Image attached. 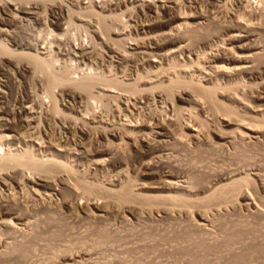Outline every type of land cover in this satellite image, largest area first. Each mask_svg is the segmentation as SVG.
Returning <instances> with one entry per match:
<instances>
[{"label": "rangeland", "instance_id": "374dc122", "mask_svg": "<svg viewBox=\"0 0 264 264\" xmlns=\"http://www.w3.org/2000/svg\"><path fill=\"white\" fill-rule=\"evenodd\" d=\"M28 1L25 0L24 1L25 4H24L22 3L23 0L21 1L19 0V2L16 3L14 1L11 2V0H6V1L0 0V15L6 17L8 16L7 18L0 16L1 17L0 22H3L5 24L6 22H4V20L6 19L5 21H7L6 24L8 25L7 26L6 24L4 25L3 23H0V29L4 27V29H6L10 33V36H8L9 34L8 32L2 36L0 35L1 36L0 41L1 42L3 41V44H7L6 47L8 46V48L14 49V51L15 49H18L19 52H17L16 50V53H19V55L20 53L23 54L24 52H26L24 53V55L22 56L20 55L21 57L24 56L23 58H20L18 54H15L16 55L15 58L14 57L15 55H13L15 53L14 51H13L14 53H12L13 56L9 55L11 56L9 58L6 57L8 56L7 54L6 56L0 55L1 57L5 56L2 58H7L6 60L3 59L2 61L4 62L3 63L4 66H2L1 65L2 62H0V66L2 68V69L0 68V157L3 156L8 157L9 153L23 154L27 151L33 155V158L37 162L39 161L48 162L50 159L51 160L53 159L54 161L55 159L58 158L59 162L63 163L64 166L66 164L71 169L73 168L74 169L73 171L75 172L74 173L70 172L71 176L69 175L67 176L69 172H67L68 169L65 166L66 167V168L64 167L65 171L62 169L59 170L60 168H58V170L56 169L58 173H56L57 172L56 170H55L56 172L53 171L54 175L52 174L53 173L52 172L51 177H50V173L47 172L49 174V177L47 178L46 176L48 175L45 172L46 170L38 171L29 166H28L29 168L27 166H24L26 167L24 168L22 165L16 166L17 164L15 162L12 163V166L10 165L9 168H6L7 170L3 169L5 171L0 169V219L2 220L8 219V221H12L11 222L12 227L14 226V229L13 228L9 229L4 226H0L1 227L0 250L1 252H7V251L15 252L17 251L18 248L22 247V245L26 246L27 243H29L28 247H26V252H24V254H26L25 255L26 258L24 257V255L23 257H21V255H19L18 257V254L16 253L17 254L16 256L14 254L10 256V258L7 261H5V263L3 262L0 264H50V263L52 264H229L228 262L230 261H232L235 264H264L263 263L264 254L260 256L254 255L252 257L253 261L250 258L251 262L249 260H248L249 262L244 260L241 261L242 259H240L242 258L241 254H243L244 251L246 252L248 249H250L252 245L253 246H256L257 244L263 245L264 243V202H262L264 201V136H260L258 137V139L246 138V137L244 139H241L242 137L240 138L238 136L239 137L238 138L237 136H234L231 139L227 140V142L220 141V139L218 138V133L224 131V129L233 130L239 127V125H236L235 123L238 122L236 117L235 116H234L235 118L232 117L235 114V112H233L234 114L231 115L232 113L229 114L228 111L226 110V109H230L232 106H234V109H236L235 111H237L238 113V115H236L238 116L237 118L241 120L239 121L240 123L238 122L239 124L244 125L245 123H249V124L253 123L255 126L257 125V128L258 127L261 128L260 126L262 125L260 124V122L257 123V121L260 120H262L261 122L264 121V118L262 117L263 115L261 116V112L264 111V56L263 57L261 56L263 60L259 58V60L261 61L260 62L257 61L258 65L256 64L257 66L256 65L255 66L258 69V72H256L254 75H246L242 79L239 78L238 79L239 81H236L237 79L234 80L233 82L232 81L227 82V80H223V81L219 80L217 84L215 82L213 84H210L214 88L220 85L221 88L224 89L223 90L219 88L221 91L223 90L225 92L223 93L220 91L222 96L220 94L219 96L221 97L216 95L217 94L216 89L214 90L215 95L219 98V100L223 102L226 100V102L224 103L231 104L230 108H226L223 110L215 107L217 111L216 112L214 106H212L213 104L212 105L209 104L210 106L207 103L205 104V101L208 102V100H205V98L207 99V97L202 96V93H200L201 97H204L203 100L205 101H203L202 98H200L199 100H202L204 106L202 105L201 101L200 103H198L199 100H197L198 105H196L197 104L196 102H187L182 99L185 96L184 89L187 88V87L185 88L184 86L178 87V88H182L179 90L176 88L177 90L175 89L176 91H174L176 94H174V92L168 94L163 90V88L162 89L160 88L161 90L160 89L159 91L155 90L154 93L161 92L163 90L164 91L162 92L164 93L163 97L160 98L156 95L154 99H151L153 96H155V94L153 93V95L151 94V98L149 100L148 99L144 100L143 98L144 94H141L142 93L141 91H143L142 89L140 91L141 93L140 92L139 93L141 94L143 99L140 98L141 96L140 94L138 95V93L137 96H135L136 93L134 94L131 88H133L135 85L137 86L142 85L143 89L145 90L143 92L152 93L150 92V88L148 87L160 83L162 84L163 81L165 82L163 86H167L166 84L167 83L169 84L172 78L180 79L179 75L181 76V78L184 77V79H189L190 83L192 81L193 86H195L198 82V85L202 84L201 86H203V84L204 85L206 84L207 85L206 88L209 89L210 85L207 84L205 82L206 80L204 79L207 77L206 75L208 74L209 76L211 72L208 71L209 72L208 73L206 71L210 69L208 62L206 63V59L208 58L207 57L208 53L211 50L208 47L210 46L211 48L215 45L214 48H216L218 47V45L224 44V42L226 43L225 41L226 36L223 33H221V35L219 36L220 39L216 38L215 36L210 40V42H208L209 44L207 43L205 44V42H202V40L201 42L199 41V39L197 41L195 36L189 32L191 37L188 36L190 38H188L187 40L188 42H190V46L193 44L190 47L191 51L195 49L193 52H195L198 55H195L193 52H191L193 53V54L190 53L191 54L190 56L192 57L191 58L188 53H187L188 55L186 53L184 54V56L186 55V57L182 56L183 54L182 55L178 54V56L179 55L180 56L178 58L174 57V59H173L174 55L173 56L169 55L167 57L171 58L172 56V58L171 59L168 58L167 59L168 61L167 60L164 61L167 58L165 57L162 59L163 61L161 60L159 63L153 65V63L150 64L151 63L150 60L142 56L140 52L135 54V55L139 54L137 58L133 54V51L135 53L138 52L136 50L137 47L138 50L142 49L143 51H146L147 49L151 50L152 48H156L157 45H153L151 43H150L152 45L151 47L149 45H147L148 46L147 48L145 47L144 44L146 42L147 35L149 37L150 36L152 37L151 34H153V32H154L153 35H156L165 30L170 31L174 29L173 26L177 25V24L174 25L171 24L172 26L170 27V24L168 22L170 15L165 14V12H163L161 9L157 10V12L154 14L149 10L140 11L138 10L133 0H59V1L33 0V3L32 0H30L29 3ZM153 1L155 2L156 0ZM205 1H207L208 3ZM213 1L216 0H204L202 4L195 3L197 6L194 3L193 4L189 3L190 4V5L188 4L189 6L185 5V3L187 4L188 2L186 1L184 3L183 0L182 1L178 0L177 2L178 3L180 2L178 4V9L180 10L182 8V10L180 11L183 13V15L185 13V16L186 13L188 17H192L197 15V13L199 14V12L201 13L205 12L206 14L204 15H207L208 18L209 16L211 17L215 15L216 19L219 17L220 20H223L224 22L226 19L224 20L223 17L227 18V20L231 19L230 17H232L231 20L234 19L236 20L237 14L238 16L241 14L240 13L241 8L243 11L244 10L243 8H245V6H247L248 3V5H250V8L249 9L246 8L247 11L245 10L246 11L245 16H249L246 17V19H249L250 16H252V18L250 20H247L249 22L244 21L246 20L245 18L242 19L240 18V20L239 18H237L238 20L236 21L238 22L241 21V23L243 21V25H245L246 23L244 22L250 24V21L252 20V22L254 21L253 25L255 24V22H256L255 25L257 24L259 25V22L257 23V21L258 20L260 21V19L263 18V25H264V3H262L264 1L261 2V0H251V1L244 0V2L246 1L244 3L242 2L243 0L242 1L234 0L233 2H231L232 1L231 0L229 1L230 2L229 3L228 0L226 1L221 0L223 5L224 2L229 3L230 6L228 5V7L231 8L230 9L231 11L234 9L235 6L236 9H234L232 12L233 13L236 12L234 13L236 14V17H234V14L228 11L229 8L227 7V4H225V6L222 7L220 1L219 7H217L218 5H216L215 3L218 4V0L217 2H213ZM235 1L236 3L237 2L238 3L237 4L234 3ZM6 2H8V5ZM20 2L23 5H21ZM241 2L244 5L243 4L241 5ZM233 3L234 5H232ZM252 3L255 4L252 6L253 7L256 6V7L251 9ZM180 4H182V6H179ZM28 5L29 6L35 5L39 7L36 9L38 11V13L36 12V14H38L37 16L35 15V12H34L35 16L33 14L32 16L31 15L28 16L26 14L24 15V13L22 12L23 11L22 7ZM102 5L104 7H102ZM200 5L201 6L203 5V7L199 9V12H197L198 8L201 7ZM213 5L218 9L216 8L214 9ZM240 5L242 7H240ZM60 6L64 10L61 9ZM210 6L213 8L212 9L213 12ZM257 6H259L258 8L260 9V12ZM127 7L129 9H127ZM206 8H208V11L210 13L207 11ZM225 8L228 13L224 11ZM178 9L177 11H179ZM250 9L251 11L254 9L252 12L253 13L255 12V15L251 13ZM62 10L66 12L64 13ZM214 10H219V11H216L215 14H213ZM10 11L12 12V14ZM132 11H136V12H132ZM180 11L178 12V14L180 13ZM220 11H223V13L221 14ZM62 12L64 14H62ZM126 12H129V14L127 15ZM217 12L218 13L220 12V14L223 15L222 17L223 19H221L220 14L216 15ZM224 12L227 13V16L229 18L224 16ZM150 13H152V15ZM157 13L159 19H156L158 17ZM182 13L181 16H183ZM244 13L245 12H243L242 15H244ZM257 14L259 15L258 17ZM63 15H66L65 16L66 18ZM160 15L163 19H160L161 18ZM102 16L105 17L104 19L105 21L101 20L103 19ZM12 17L13 18L16 17V18L13 20L11 24ZM59 17L63 19L61 20ZM239 17H241V15ZM212 18L214 17H211V19ZM152 19H154V21L156 20L155 21L156 23ZM164 19L166 20L168 19L167 22L165 20V22L163 23L162 21H164ZM102 22H104V24ZM261 23L262 22H260V24ZM149 24L150 26H148ZM166 24H168L167 25L168 27L166 26L163 29L164 25ZM102 26L106 27L104 28V30L106 29L107 31L109 27V31L108 32L102 31L103 30ZM184 29L185 28H183L180 31V33L182 34V32H184L183 34L186 35L188 31H184ZM148 30H150L152 33L150 32L151 33L150 34ZM173 33H177V32L174 31ZM6 35L7 37H5ZM144 37H145V41L143 39L140 42H138L139 39H142ZM149 37L147 38L148 39L147 44H149L150 42ZM257 39L258 36L255 38L254 42L259 43L264 47V41H262L261 39H258L259 40L258 41ZM23 41H25V44H22ZM134 41L136 43L138 42V46L134 45L135 43ZM143 41L144 44L142 43ZM191 41H193L192 44ZM194 41L197 43H195ZM211 41L212 43H214V45L211 43ZM26 42L28 44L30 43L31 46L29 44L28 47V44ZM160 43H162V41ZM139 44H142L143 46L142 45L140 46ZM83 46H84V50L82 48ZM87 52L89 54L85 55V53ZM122 52L123 53L125 52L127 55L128 54L131 55L132 53V55H134L137 60L134 58L133 59L134 62H133V60L131 59L133 58L132 56L128 57L127 61H126L127 59L126 57L125 60H123L124 56L120 57V55L122 54H119ZM27 53L28 55L33 53L36 54V56L38 54L39 57L49 62L48 65L51 63L49 66H52L51 71L53 73L54 72H56L57 74L59 73L58 75L61 74L60 75L61 77L62 75H64L63 76L64 79L68 77L66 78L67 80H65L66 83H69L71 79H73L74 83L76 82V80L78 81V79L80 81H86V79H89L88 76H90L91 80L94 81L96 85V87L95 86L94 87L95 88L98 87V88L94 89L93 87L94 90L92 89L91 92V94L93 93L91 95L92 97L87 96L90 94L81 93L86 97L82 95L83 99L75 100L74 98L72 99V97H70L68 94L64 95L66 92L63 91L66 89L67 90L71 89V88H67L69 85L73 83L71 80L70 84H66L67 87L65 86H63L62 88L55 87L54 89L56 90L55 91L52 90L53 95L55 94L53 96L52 92H49V89L47 88L48 81H46L47 79H45L44 75H42L41 73H37V75L41 74L42 76H44L43 78L45 80L42 78L41 75L38 76L33 75L34 76V80H33L32 79L33 76H31L32 77L31 79L29 77L32 73L30 74L27 73L28 75L26 74L25 77L23 71L19 72L17 67L20 66V64L22 67L29 63L32 68H35L32 57L29 55L30 59L27 58L26 55ZM263 53L264 51L262 52V54ZM87 55L88 56L90 55L91 57L90 56L87 57ZM139 56L141 59L139 58ZM17 57L20 58L18 59V61L19 60L21 61V63H19L20 61L17 62L19 63V65H17V63L14 64L17 61ZM10 58H12L15 61H13ZM138 60L140 62H138ZM5 62L8 65H5ZM25 62L27 63L25 64ZM12 63L14 64V66ZM173 64L174 67L175 66L179 67V69L176 67L174 68ZM53 66L56 69H54ZM172 67H173L172 70L176 69V73L174 71L170 72L169 73L170 77L172 75V77L170 78L167 76H169L168 72ZM158 69H161L162 71L167 70L168 72L167 71L162 72L161 70L157 71ZM46 70L50 71V69L48 68ZM201 70L205 72L206 77L204 76V73ZM173 72L177 74L175 75V77L173 76ZM156 74H158L160 77L162 76L161 79L159 76H155ZM201 74L204 76V78L203 76H200ZM85 76L87 78L84 79ZM100 76L102 78L105 77L108 78L107 83H109L112 86V88L111 86H109V84H106L107 86L103 84L104 80L107 81L106 78L100 79L102 83L98 81L99 80L98 78H101ZM36 77L38 80L40 79L39 80L40 82L35 80ZM69 77L72 78L69 79ZM141 77L143 80L144 78H146V80L144 81L145 83L148 80L150 82H147L146 84H144V82L143 83L140 82V84H137V82L143 81L142 79L140 80ZM41 78L46 83H42ZM184 79H180L183 81L180 80L179 81L184 84H188L189 80H184ZM201 79L204 81H202ZM193 80L196 82L195 85L193 84L194 82ZM114 82L115 84L116 83L117 84L116 86L114 85L113 87L112 84H114ZM133 82L135 85L133 84ZM150 83H152L151 86H149ZM121 85L122 86L126 85V86L125 88H123L124 86L122 87ZM198 85L194 87V90H197V92L195 91L196 94H199V90L205 88L204 86L203 87L200 86L201 88H199ZM214 85L217 86L215 87ZM29 86H32L33 88L29 89L30 88ZM139 86L138 89L142 88V86L140 87ZM230 87H232L234 90L231 89ZM110 88L112 92L110 91ZM151 90L154 91L152 87ZM225 90H227V93L228 91L233 90L235 93L232 94L238 96L243 101V104L242 101L239 102V100H237L236 102L235 101L230 102V100H228V96L230 93L226 94ZM33 92L35 93V95L31 94ZM195 92L193 91L194 94ZM27 93L28 95L30 94V97L27 95ZM170 95L171 96L174 95V96L171 97ZM198 96L195 95V98L196 99L199 98ZM164 98L166 99V101ZM167 98L169 99L167 100ZM31 99H34L33 101L35 102H33ZM26 100L29 101V103H31L28 105H30V107H33L31 108L33 112L29 116L30 118L29 117L27 118L28 119L26 120L27 123L26 121L25 123L24 121H21L22 122L21 123L19 118L16 116V113L20 110V107L23 105V103L27 102ZM244 103L247 105L245 106ZM171 104H173V106ZM226 107L229 106L226 104ZM56 108L59 109L57 113L55 112ZM224 115H227V117L230 115L229 117L231 118L228 117L229 118L228 120L233 119V123L235 126L233 124H231V126L229 125L230 127L226 126L225 123L222 122L226 118ZM15 116L17 117V119ZM168 116H172L173 118ZM216 116L219 118H217ZM31 118L33 119L32 121ZM167 118H168V122L172 121V123L174 122L175 124L172 125L171 123H169L168 126L165 125L166 123H168L167 121H165L167 120ZM29 120L32 123L30 122L29 124ZM72 120H73L72 122L73 125L69 124V122L71 123ZM83 121L86 122L88 126L89 124L90 126L92 125L91 128H93V130L89 126V129L91 131L89 129L88 130L86 129V131L83 133L82 130L88 128V126H86L87 124L84 123ZM192 122L194 127H197V129L198 128L200 129L201 126H203L202 130L200 129V131L202 132L200 133L199 131L198 137L200 136V138L197 137L196 139H193L191 136L190 138L188 137L189 136L188 134L190 133V129L194 128L192 127L193 125H191ZM196 122L198 123V125ZM84 124L86 125L83 126ZM195 124L197 126H195ZM262 124H264V122ZM159 125L161 127L162 125L166 126L163 128L170 129L169 131L168 129H166L167 133L166 131L164 132V134L166 135L162 134L163 136H160V133L162 131L160 130L161 127ZM94 126L97 128L95 129ZM188 127L191 128L188 129ZM135 128L137 129L135 130ZM129 130L133 132L131 133L129 132ZM241 130H243V128H241ZM112 131L114 132L111 133ZM107 132H110L111 134L108 133L109 135L107 134V138H106L105 134ZM130 133L131 136L133 138L135 137L136 139L135 138L133 139L131 136H129ZM133 133L134 135H137L139 137L133 136ZM143 133L147 134V136L150 139L146 135L144 136ZM113 134L115 135V137L113 136ZM126 134L127 136H129L128 138ZM139 134L142 136V139L143 137L145 138L143 140L147 141V139H149L148 140L149 142L143 143L142 142L143 140L141 139V136ZM82 135L84 136L87 135V136L84 137ZM154 140L155 143L154 145H152L151 141L153 143ZM157 140L158 143H156ZM159 140H161V142L163 140L162 144L163 143L164 144L161 145L160 144L161 142ZM108 145L111 146V148H109ZM156 145L158 147H155ZM144 146L145 149H147L146 152ZM103 147L107 149L109 148V150L111 152L113 151L114 153H111L109 157L103 156V153L102 152L100 153V150ZM152 150L155 151L153 152ZM159 156H163L164 158L166 157L165 160L166 161L169 160L168 162L170 163L166 162L165 160L162 161L161 159L164 158ZM237 156L239 157L237 158ZM104 159H108V160L103 162ZM58 160L56 161L58 162ZM98 160H101V164L97 165L95 162ZM157 160L161 162V164L160 163L157 164L158 162ZM153 161L154 163H152ZM167 166L169 168H166ZM170 166L171 167L173 166V168H171ZM171 172L172 173L174 172L173 175L175 174L176 176L177 173L179 172L178 179H179V184L181 186L180 189H176V190L165 189L158 185L159 182H161L162 180L168 177L167 175L169 174L171 175L172 174ZM52 176H54L55 179ZM42 178L43 180L47 179L51 181L53 179L54 181L53 183L59 186V187L56 186L57 190L59 191L61 190L59 184L61 183L67 184V182L69 183L71 182L72 186L73 184L78 185L80 183L85 186H88V189L93 187L91 191L92 190H93L92 192L95 191L94 192L95 194L92 193L91 191H90L91 194L84 193V189L86 188L80 187L82 188L81 190L83 192L80 189H76V191L78 190L77 192L74 190V192H71L67 195L68 197L72 196L71 199L73 200L70 199L71 200L70 201L69 199H67L68 197L66 198L61 193V191H60L61 194L58 193L59 191H56L58 194L55 191L49 192L42 185L43 184L41 180ZM60 178L62 180H60ZM76 180L77 183L79 182L78 184H76ZM237 180H241L242 183L241 181L237 182ZM233 181L237 182L238 185L237 189L233 187L234 185ZM231 182H233L232 187L235 189V191H233L234 189L230 187L233 190L231 191L229 189V191H231V194L232 192H234V194L231 195L232 197L228 194L226 198L230 196L232 199L229 197L231 200L229 199L230 200L229 201L227 199L228 201L225 203L223 201V198L222 201L219 198H217L218 196L217 194H219L217 192L219 191L218 190L219 187H221L222 185L223 186L225 185L224 188L227 192L228 189H226V184L228 183L229 185ZM181 184L182 185L185 184L183 185L184 187ZM124 185L126 187L128 185V187L131 188L130 189L131 191L134 189L133 195L134 198L136 199L135 202H133L134 200H132L129 201L130 203L128 204L127 201H122V200L121 202L119 201L118 199L119 197L117 196V191L124 188ZM95 187L96 188L102 187L103 189L102 188L96 189ZM188 187L189 189L193 190L194 194L191 193L192 191L187 192ZM221 188L220 190L222 192L223 188L222 189ZM125 189L127 190V188ZM224 191L222 192L221 195H224L223 194ZM118 192L120 193V191ZM73 193L75 196L72 195ZM135 193L136 195L141 194L140 195L141 200H139L138 198L140 196L138 195H137L138 197L135 196ZM183 193L187 195L190 193L193 194V197H195L194 199H197L195 200V202L198 201L199 204L201 203L200 206L197 204V202L196 204L199 207L197 206L195 208L194 207L195 204L194 205L192 204L195 210L193 209L192 206H190L192 207L191 208L192 213H190V211L187 210L188 208L186 210H184L185 208L180 209L178 207L179 204L177 205L174 204L175 202L173 203L171 202L172 203L171 207L173 206V204L175 206L171 208L172 211L171 210L168 211L170 214L166 211L165 212L163 211L165 210L163 208L166 202V199H164L163 197L164 194L165 196H169V195L171 196V194L173 195L178 194L177 197H181V196L183 197L184 196ZM106 194L109 197H107ZM154 194L156 195L158 194L157 196L161 194L163 199L162 200L160 199V203L162 201H165L164 204L162 203H161L162 205L160 204L162 208L159 205V203H157L158 205L152 203V201H155V199H152L154 197L148 198V196L150 195L154 196ZM144 195L146 196L148 195L147 198L152 200V201L149 200L150 204L146 202L147 198L144 197ZM207 195H209V197ZM213 195H215V197ZM234 195L236 196V198ZM244 195H250L249 198L252 197L251 201L253 199L254 203L253 202L252 203L255 205H251V206L244 205L246 204L243 198ZM211 196L213 198H211ZM221 197L222 196H220V198ZM50 198L51 200L53 199L55 203L51 201ZM116 198L118 199L119 202L116 201L117 200ZM145 198L146 200H144ZM12 199L13 202H15L16 204L15 203L12 204L13 203ZM66 199L68 200V203ZM157 199H159V197ZM105 200H107V202ZM48 201H51L50 203L52 204L49 205V207L48 205L46 207L45 206L46 204H50ZM170 201L171 200H169V202ZM202 201H205V203ZM69 202L73 207L70 205L68 207L65 206L66 204H69ZM108 202L110 203L109 205H112L111 207L108 206ZM9 203L10 205L12 204L13 206H10ZM7 204L9 205V208L6 207L8 206ZM73 204L75 205V207ZM76 204L77 205L79 204L80 206H76ZM98 204L104 207L108 206L109 210L106 209V212L104 211L101 213V214L104 213L105 215L103 214L102 217H98L96 219L95 217H97L98 214L96 206H98ZM2 205H6L5 208ZM85 205L87 206L89 205V207L86 209L87 206ZM167 205L170 206L169 203ZM169 206L167 207L168 209ZM89 209L91 210V213L89 212L90 211ZM176 210L179 211L177 212ZM182 210H184L183 211L184 213H182ZM200 210L202 211V213L204 212L203 214L201 213L202 215L199 214ZM185 211L188 212V215L186 214L187 212ZM88 212L91 214L92 217ZM92 214L96 216L93 217ZM18 218H22L24 220L23 223L19 222L17 220ZM243 220L246 223H244ZM237 229L238 230L242 229V231L246 233H244L243 238L241 237V239L239 238L238 240L234 239L233 242L231 240V237L233 236L231 233L232 231L234 233V231L235 230L237 231ZM228 241H231V243ZM53 243L55 244V246ZM248 246L249 248H247ZM209 255L211 257H209ZM225 261L228 262L225 263Z\"/></svg>", "mask_w": 264, "mask_h": 264}, {"label": "bare ground", "instance_id": "6f19581e", "mask_svg": "<svg viewBox=\"0 0 264 264\" xmlns=\"http://www.w3.org/2000/svg\"><path fill=\"white\" fill-rule=\"evenodd\" d=\"M6 1V0H5ZM19 2V0L17 1V0H11V2ZM21 1V0H20ZM24 1L25 0H23V2L22 3H24ZM28 1V0H27ZM30 1V0H29ZM29 1H28V3H29ZM35 1V0H34ZM59 1V0H58ZM151 1H153V0H151ZM151 1H149V0H133V2H135V4H136V6H137V8H138V10H140V11H143V10H149L150 12H153V14L154 13H156L157 12V10H159V9H161L163 12H165V14H167V15H170V17H169V20H168V22H169V24H170V27L172 26L171 24H177L176 26H173L174 27V29L173 28H171V29H173L174 31H176L177 33H173L174 31L173 30H170V31H167V30H165V31H162V32H160L159 34H156V35H153L154 34V32H153V34H151L152 32L150 31V30H148L149 31V33L152 35V37L150 36H148L147 34V37H146V42H145V44H144V41H145V37L144 38H142V39H139L138 40V42H140L141 40H143L144 39V41L142 42L144 45H145V47L147 48L148 46L147 45H149L150 47L152 46L151 44H153V45H157V47L156 48H152L151 50H146V51H143L142 49V52H141V50H138L137 48H136V50L138 51V52H134L133 51V54L135 55V54H137V53H141V55L142 56H144V57H146L147 59H149L150 60V64H152L153 63V65L154 64H157V63H159L163 58H165V57H167V56H169V55H174L173 56V59H174V57L176 58H178L179 56H178V54H183L182 56H184V54L186 53H188L189 54V56L191 55V54H195V55H198V54H196L195 52H193V51H191V46L193 45L192 44V42L193 41H191V46H190V42H188V38H190L191 37V35H190V33L191 34H193L194 36H195V38L197 39V41H198V39H199V41L201 42V40H202V42H205V44L207 43V44H209L208 42H210V40L213 38V37H215L216 36V38H219L220 39V35H221V33H223L225 36H226V39H225V41H226V43L224 42V44H221V45H223V46H221V45H218V47H216V48H214L215 47V45H214V43H212V41H211V43L214 45L213 47H211L210 48V46L208 47L209 49H211L210 51H209V53H208V58L206 59V63L208 62V65L210 66V69L209 70H206L207 72L208 71H211L210 72V74H209V76H208V74L205 76V72H203L202 70V72L204 73V76L206 77V78H204V76L201 74L200 76H203V78L206 80L205 82L207 83V84H213L214 82L217 84L218 83V81L219 80H221V81H223V80H227V82L228 81H234V80H236V81H239L238 79L240 78V79H242L244 76H246V75H254L256 72H258V69L256 68V66L258 65V62H260L261 60H263V56H264V53L262 54V52L264 51V47L262 46V45H260L259 43H256V42H254L255 41V38L258 36V39H261L262 41H264V25H263V18H261L260 19V21L258 20L257 21V23L259 22V25L257 24V25H255L256 24V22H255V24L253 25V22H252V20L250 21V24H248L247 22H249V21H247V20H250L251 18H252V16H250V18L249 19H246V17H249V16H245V14H246V8L247 9H249L250 8V5H248V3H247V6H249V7H247V6H245V8H243L244 10L242 11V8H241V17H239L238 16V14H237V18H239V20H240V18L242 19V18H245L246 20H244V21H247V22H244V23H246V24H248V25H243V21H242V23H241V21H236V20H238L237 18H236V20L234 19V20H231L232 19V17H230L231 19H229V20H227V18H225V17H223V15H221L222 13H223V11H220L221 12V14H220V12L218 13L217 12V14L216 15H219L220 14V17H221V19H223L224 18V20H225V22L223 21V20H220V18L218 19H216L215 18V15L214 16H211V17H214V18H212L211 19V17L209 16V18H208V16L207 15H204V14H206L205 12L204 13H201V12H199V9H201L202 7H203V5L200 7V8H198V11L197 12H199V14L197 13V15H195V16H192V17H188L187 16V13H186V16H185V13H184V15H183V13L180 11V10H182V8L179 10L178 9V4L180 3H178L177 1L178 0H160V1H158V0H156L155 2L153 1V2H151ZM182 1V0H181ZM184 1V3L187 1L188 3L186 4L185 3V5H188L189 3H196V4H202L203 2H204V0H183ZM221 0H218V4L217 3H215L216 5H218L217 7H219V4L221 3L222 4V1L220 2ZM226 1V0H225ZM229 1H231V0H228V2ZM234 0H232L231 2H233ZM239 1V0H238ZM240 1H242V0H240ZM247 1V0H246ZM245 1V2H246ZM251 1V0H250ZM249 1V2H250ZM262 1H264V0H261V2ZM80 2V1H79ZM94 2V1H93ZM205 2H207V1H205ZM209 2H211V1H209ZM213 2H217V0L216 1H213ZM220 2V3H219ZM242 2H244V0L242 1ZM241 2V5L243 4ZM244 2V3H245ZM253 2V1H252ZM7 3V5H8V2H6ZM27 3V4H28ZM32 3H33V0H32ZM36 3H37V1H36ZM36 3H34V4H36ZM126 3V2H125ZM182 3V2H181ZM208 3V2H207ZM230 3V2H229ZM229 3H227V2H224V5L222 4V7H224L225 6V4H227V7H228V5H229ZM234 3H236V1L234 2ZM234 3L232 4V5H234ZM238 3V2H237ZM236 3V4H237ZM254 3V2H253ZM251 4V9L252 8H254V7H256V6H252V5H255V4ZM262 3H264V2H262ZM11 4H14V3H11ZM18 4V3H17ZM20 4H21V2H20ZM25 4V3H24ZM132 4H134V3H132ZM191 4V5H192ZM195 4V5H196ZM210 4V3H209ZM214 4V3H213ZM214 4V5H215ZM6 5V4H5ZM21 5H23V4H21ZM101 5V4H100ZM99 5V6H100ZM104 5V4H103ZM102 5V7H104ZM127 5V4H126ZM125 5V6H126ZM190 5V4H189ZM188 5V6H189ZM214 5H213V7H214ZM215 5V6H216ZM240 5V7H242ZM244 5V4H243ZM3 6V5H2ZM12 6V5H11ZM64 6V5H63ZM179 6H182V4H180ZM187 6V7H188ZM194 6V5H193ZM197 6V5H196ZM195 6V7H196ZM207 6V5H206ZM211 6H212V3H211ZM210 6V7H211ZM230 6V5H229ZM260 6V5H259ZM259 6H257V8L259 7ZM8 7V6H7ZM18 7V6H17ZM42 7V6H41ZM101 7V6H100ZM194 7V8H195ZM221 7V6H220ZM226 7V8H227ZM240 7H238V8H240ZM244 7V6H243ZM37 8H39V7H37V6H23L22 7V12L24 13V15L26 14V15H28V16H32V14L34 15V12H35V15L37 16L38 14H36V12L38 13V11L36 10ZM59 8V7H58ZM60 8H61V6H60ZM94 8V7H93ZM191 8H192V6H191ZM216 7H214V9H215ZM226 8H225V10L224 11H226ZM229 8V10L228 11H230L232 14H234V13H236V12H232L234 9H236L235 8V6H234V9L231 11L230 9V7H228ZM3 9H4V7H3ZM42 9V8H41ZM61 9H63V8H61ZM60 9V10H61ZM89 9V8H88ZM105 9V8H104ZM127 9H129L128 7H127ZM177 9L180 11V13L178 14V12L179 11H177ZM207 9V11H208V8H206ZM205 9V10H206ZM210 9V8H209ZM213 8L211 7V10H212ZM216 9H218V8H216ZM222 9V8H221ZM251 9H250V11H251ZM11 10V9H10ZM19 10H21V9H19ZM36 10V11H35ZM64 10V9H63ZM62 10V11H63ZM210 10V11H211ZM238 10V11H239ZM246 10V11H245ZM254 10V9H253ZM252 10V11H253ZM258 10H259V12H260V9L258 8ZM4 11V10H3ZM59 11V10H58ZM128 11V10H127ZM177 11V12H176ZM216 11H219V10H214V13L213 14H215V12ZM236 11V10H235ZM249 11V10H248ZM249 11V12H250ZM251 11V13H253ZM11 12V11H10ZM60 12V11H59ZM64 12V11H63ZM62 12V14H64ZM130 12V11H129ZM129 12H126L127 13V15L129 14ZM132 12H136V11H132ZM186 12V11H185ZM209 12V11H208ZM212 12H213V10H212ZM227 12V11H226ZM229 12V13H230ZM243 12H245L244 13V15H242V13ZM21 13V12H20ZM61 13V12H60ZM77 13V12H76ZM160 13V12H159ZM162 13V12H161ZM181 13H182V15L183 16H181ZM192 13V12H191ZM210 13V12H209ZM228 13V12H227ZM227 13H225L224 12V16H226V17H228L227 16ZM230 13V14H231ZM251 13H250V15H251ZM256 13H257V10H256ZM5 14H7V13H5ZM11 14H12V12H11ZM68 14V13H67ZM151 15H152V13H150ZM164 14V13H163ZM193 14H195V13H193ZM254 15H255V12L253 13ZM252 14V15H253ZM259 14V13H258ZM257 14V17L259 16ZM15 15V14H14ZM14 15H13V17H14ZM34 15V16H35ZM130 15H131V13H130ZM166 15V16H167ZM188 15H189V13H188ZM191 15V14H190ZM211 15V14H210ZM229 15V14H228ZM248 15V14H247ZM1 16V15H0ZM64 17L66 16V15H63ZM63 16H61V17H63ZM153 16H155V15H153ZM157 16H158V13H157ZM207 16V17H206ZM231 16V15H230ZM1 17H6V16H1ZM1 17H0V19H1ZM8 17V16H7ZM6 17V18H7ZM11 18V24H12V22H13V20L16 18ZM40 17V16H39ZM61 17H59L61 20L63 19V18H61ZM99 17V16H98ZM119 17V16H118ZM160 17H161V15H160ZM217 17V16H216ZM223 17V18H222ZM234 17H236V14H234ZM256 17V18H257ZM18 18V17H17ZM36 18V17H35ZM59 18H58V20H59ZM66 18V17H65ZM91 18V17H90ZM102 18L103 19H101L102 21H105L104 19H105V17H103L102 16ZM110 18V17H109ZM152 18H154V17H152ZM229 18V17H228ZM254 18V17H253ZM8 19H10V18H8ZM19 19V18H18ZM22 19V18H21ZM115 19V18H114ZM156 19H159V16L156 18ZM160 19H163L162 17L160 18ZM3 20H4V18H3ZM2 20V21H3ZM6 20V19H5ZM4 20V22H6L7 23V21H5ZM65 20V19H64ZM153 21H154V19H152ZM165 20L166 19H164V21H162L163 23L165 22ZM167 20H166V22H167ZM262 20V21H261ZM9 21V20H8ZM117 21V20H116ZM115 21V22H116ZM156 21V20H155ZM154 21V22H155ZM158 21H161V20H158ZM157 21V22H158ZM221 21H223V22H221ZM226 21H228V22H226ZM260 22H262L261 24H260ZM0 23H3V22H0ZM5 23V24H6ZM10 23V22H9ZM100 23V22H99ZM103 24H104V22H102ZM101 23V24H102ZM107 23V22H106ZM114 23V22H113ZM153 23V22H152ZM156 23V22H155ZM160 23V22H159ZM4 24V23H3ZM4 24V25H5ZM10 24V25H11ZM97 24V23H96ZM150 24H151V22H150ZM150 24L148 25V26H150ZM252 24V25H251ZM3 25V26H4ZM7 25V24H6ZM9 25V26H10ZM107 25V24H106ZM105 25V26H106ZM168 24H166V25H164V27H163V29L167 26ZM8 26V25H7ZM13 26V25H12ZM104 26V25H103ZM102 26V27H103ZM160 26V25H159ZM162 26V25H161ZM108 27V26H107ZM146 27V26H145ZM168 27V26H167ZM7 28V27H6ZM104 28H106V27H103V30L102 31H107L106 29L104 30ZM183 28H185L184 29V31H188V33L187 34H189V35H185V34H183L184 32H182V34L180 33V31L183 29ZM4 27L2 28V29H0V35L2 36V35H4L5 33H7L8 31L6 30V29H4ZM145 29V28H144ZM101 30V29H100ZM162 30V29H161ZM10 31V30H9ZM108 31H109V27H108ZM107 31V32H108ZM111 32V31H110ZM109 32V33H110ZM190 32V33H189ZM9 33V32H8ZM102 33H104V32H102ZM112 33V32H111ZM106 34V33H105ZM60 35V34H59ZM99 35V34H98ZM224 35H223V37H224ZM0 36V37H1ZM8 36H10V33L8 34ZM64 36V35H63ZM188 36H190V37H188ZM218 36V37H217ZM5 37H7V35L5 36ZM27 37V36H26ZM102 37V36H101ZM150 38L149 39V44H147V42H148V39L147 38ZM57 38V37H56ZM192 38H194V37H192ZM58 39V38H57ZM221 39H222V37H221ZM224 39H223V41H224ZM257 39V40H258ZM1 40V39H0ZM4 40V39H3ZM59 40H60V38H59ZM55 41H57V40H55ZM62 41V40H61ZM136 41V40H135ZM134 41V42H135ZM162 41V43H160ZM215 41V40H214ZM213 41V42H214ZM217 41V40H216ZM220 41H222V40H220ZM259 41V40H258ZM261 41V42H262ZM114 42H115V40H114ZM138 42L135 44L134 43V45H137L138 46ZM195 42V41H194ZM218 42H219V40H218ZM19 43V42H18ZM17 43V44H18ZM27 43V42H26ZM46 43V42H45ZM151 43V44H150ZM195 43H197V42H195ZM217 43V42H216ZM22 44H25V41H23V43ZM28 44V43H27ZM30 44V43H29ZM29 44H28V47H29ZM60 44V43H59ZM159 44H161V45H159ZM204 44V43H203ZM204 44V45H205ZM262 44V43H261ZM6 45L7 44H3V41L1 42L0 41V55H5L6 56V54L8 55V56H6V57H11V56H13V55H15V54H18L19 55V53H16V50H17V52H19L18 51V49H15V51H14V49H11V48H8V46L6 47ZM140 46L142 45V44H139ZM30 46H31V44H30ZM112 46V45H111ZM115 46V45H114ZM139 46V47H140ZM143 46V45H142ZM145 47H142V48H145ZM194 47V46H193ZM200 47H201V45H200ZM207 47V46H206ZM83 48V50H84V46L82 47ZM196 48V47H195ZM12 51H11V50ZM26 49H27V47H26ZM79 49V48H78ZM115 49H117V48H115ZM114 49V50H115ZM46 50V49H45ZM82 50V49H81ZM82 50V51H83ZM125 50V49H124ZM204 50H206V49H204ZM15 53H14V52ZM89 51V50H88ZM208 51V50H207ZM22 52H23V50H22ZM44 52V51H43ZM45 52H47V51H45ZM48 52H50V51H48ZM85 52V51H84ZM111 52V51H110ZM113 52V51H112ZM130 52V51H129ZM191 52H193V53H191ZM12 53H14L13 55H12ZM24 53H26V52H24ZM24 53L22 54V53H20V55L22 56V55H24ZM93 53V52H92ZM116 53V52H115ZM191 53V54H190ZM203 53V52H202ZM86 54H89L88 52L87 53H85V55ZM91 54V53H90ZM98 54V53H97ZM119 54H122V55H120V57L122 56H124V59L123 60H125V57L127 58L126 59V61L128 60V57H130V56H132L133 58H131L132 60L135 58V56L137 57L138 55H132V53H131V55H127L125 52L123 53H119ZM123 54H125V55H127V56H125V55H123ZM187 54V55H188ZM9 55H11V56H9ZM19 55V56H20ZM27 55V58H29V55L32 57V60H33V62H34V65H35V68H32L31 67V65L28 63L27 65H24V66H22L21 67V64H20V66H15V67H17L18 68V70H19V72H21V71H23L24 72V76L27 74V73H32L29 77H30V79L32 78L31 76H35V75H37V73H41L42 75H44L45 76V79H47L46 81H48V83H47V88L49 89V92H52V90H56V89H54L55 87L57 88V87H63V86H65V87H67L66 86V84H70V82H71V80H72V82H73V79H71L70 81H69V83H66L65 82V80H67L66 78H68V77H66L65 79L63 78V76L64 75H62V77L60 76V75H58L56 72H52L51 71V69H52V66H49L48 65V63L49 62H47L45 59H42L41 57H39L38 56V54H37V56H36V54H29L28 55V53L26 54ZM26 55H25V57H26ZM46 55V54H45ZM84 55V54H83ZM140 55V56H141ZM206 55H207V53H206ZM5 56H2V57H5ZM20 56V58H23V57H21ZM44 56V55H43ZM42 56V57H43ZM90 56V55H89ZM88 55H87V57H89ZM140 56H139V58H140ZM172 56H171V58H172ZM193 56V55H192ZM262 56V57H261ZM1 56H0V58H2ZM15 58H16V55L14 56ZM14 57H12V58H14ZM91 57V56H90ZM94 57V56H93ZM184 57H186V55L184 56ZM191 57V56H190ZM189 57V58H190ZM12 58H10V59H12ZM20 58H18L17 57V61L14 63V64H16L17 62H19L18 61V59H20ZM49 58V57H48ZM138 58V57H137ZM168 58H170V57H167L164 61H166ZM170 58V59H171ZM192 58V57H191ZM259 58L261 59V60H259ZM3 59L4 60H6L7 58H2V59H0V62H2L3 61ZM30 59V58H29ZM122 59V58H121ZM130 59V60H131ZM136 59V58H135ZM141 59V58H140ZM188 59V58H187ZM13 60V59H12ZM59 60V59H58ZM131 60V61H132ZM137 60V59H136ZM191 60V59H190ZM208 60V61H207ZM8 61V60H7ZM6 61V62H7ZM10 61V60H9ZM13 61H15V60H13ZM163 61V60H162ZM168 61V60H167ZM181 61V60H180ZM197 61V60H196ZM258 61V62H257ZM6 62H5V65H8V64H6ZM28 62H29V60H28ZM133 62H134V60H133ZM136 62V61H135ZM138 62H140L139 60H138ZM174 62V61H173ZM256 62V63H255ZM4 62H2L1 63V65L2 66H4V64H3ZM19 63H21V61L19 62ZM19 63H17V65H19ZM23 63V62H22ZM27 62H25V64H26ZM53 63V62H52ZM143 63V62H142ZM197 63V62H196ZM13 64V63H12ZM14 64H13V66H14ZM48 66H47V65ZM144 64V63H143ZM198 64V63H197ZM257 64V65H256ZM256 65V66H255ZM206 66V65H205ZM9 67V66H8ZM21 67V68H20ZM152 67V66H151ZM173 67H174V64H173ZM173 67L169 70V72L167 71V70H165V71H167L168 72V75L169 76H167V77H170V72H172V71H174L175 73H176V69L175 70H172L173 69ZM176 67V66H175ZM174 67V68H175ZM182 67V66H181ZM201 67V66H200ZM0 68H1V66H0ZM16 68V69H17ZM21 70H20V69ZM50 69V71L52 72V74H51V72L48 70H46V69ZM53 68H54V66H53ZM176 68H178L179 69V67H176ZM2 69V68H1ZM54 69H56V68H54ZM157 69V68H156ZM161 69H163V68H161ZM161 69H158L157 71H160ZM169 69V68H168ZM177 69V70H178ZM183 69V68H182ZM185 69V68H184ZM203 69V68H202ZM12 70V69H11ZM67 70V69H66ZM186 70V69H185ZM162 71V70H161ZM165 71H162V72H165ZM179 71V70H178ZM184 71V70H183ZM187 71V70H186ZM50 72V73H49ZM65 72V71H64ZM173 72V76L175 77V75H177V74H175ZM185 72V71H184ZM33 73H36V74H33ZM97 73H99V72H97ZM149 73V72H148ZM155 73V72H154ZM183 73V72H182ZM187 73V72H186ZM209 73V72H208ZM21 74H23V73H21ZM41 74H38V75H41ZM164 74V73H163ZM28 75V74H27ZM37 75V76H38ZM41 75V76H42ZM116 75V74H115ZM179 75V74H178ZM34 76H33V80H34ZM44 76H42V78L44 77ZM66 76V75H65ZM93 76V75H92ZM140 76V75H139ZM142 76V75H141ZM155 76H159L158 74H156ZM166 76V75H165ZM26 77V76H25ZM89 77V79H86V81H80L79 79H78V81L76 80V82L74 83H72L71 85H69L67 88H71L70 90H67L66 88H64V89H66V90H63V91H65L64 93V95H66V94H68L70 97H72V99L74 98L75 100H78V99H83L82 98V95L83 94H81V93H87V94H90V95H87V96H91L92 94H91V92H92V89H93V87L95 86L96 87V85H95V83H94V81H92L91 80V78H90V76H88ZM101 77V76H100ZM104 77V76H103ZM160 77V76H159ZM158 77V78H159ZM162 77V76H161ZM161 77H160V79H161ZM171 77H172V75H171ZM170 77V78H171ZM176 77H178V76H176ZM179 77H180V79H184V77H182L181 78V76L179 75ZM41 78V80H42V83H46L45 81H43V79ZM70 78H72V77H69V79ZM74 78V77H73ZM85 78H87L86 76L84 77V79ZM106 78V77H105ZM105 78H98L99 80L98 81H100V79H105ZM144 78V77H143ZM149 78V77H148ZM163 78H164V75H163ZM163 78H162V80H163ZM201 78V77H200ZM44 79V80H45ZM83 79V80H84ZM93 79V78H92ZM108 78H106V80H107ZM142 79V77L140 78V80ZM167 79V78H166ZM175 79H177V80H175ZM172 78V80H171V82H169V84L167 83V81H166V85L167 86H163L164 84H165V82L163 81L162 82V84L160 83V84H157V85H154V86H151V84L152 83H150V85L149 86H151L152 87V89H154V91L153 90H151V87H148V88H150V92H152V93H149L148 91V93H145V92H143V91H145L144 89H143V86L142 85H140V86H142V88H140V89H138V86L137 85H135L134 84V82H133V84L135 85L133 88H131L132 89V91H133V93L135 94V96H137V93H138V95L141 93V94H144L143 95V98H144V100L145 99H150L151 98V94L153 95V93L155 92V90L157 91H159V89L161 88H163V90L166 92V93H168V94H170V93H172V92H174V91H176L177 89L179 90V89H182V88H178V87H181V86H184L186 89H184L185 90V96L182 98L183 100H185V101H187V102H198L197 100H199L200 98H202V100H203V98L206 96L207 97V99L205 98V100H208V102H206L205 100H203V101H205V104L207 103L208 105L209 104H213L212 106H214V108L216 107V108H220V109H226V108H230V105L231 104H228V103H224V102H226V100L223 102V101H221V100H219V98L216 96V95H218L219 96V94L222 96V94H221V92H223V93H225L223 90V88H221V86L220 85H214L216 88H214L213 86H209L210 88L208 89V88H206L207 87V85L205 84H203V86L205 87L204 89L202 88L201 90H199V94H196V92H197V90H194V87H196L197 85H198V82H197V84H196V82L194 81L193 82V84L195 85V86H193L192 85V81H191V83H190V80L189 79H184V80H189V83L188 84H184V83H182V82H180V81H183V80H180L179 78ZM180 81H179V80ZM36 81H39L38 79H37V77H36V79H35ZM88 80V81H87ZM94 80V79H93ZM113 80V79H112ZM115 80V79H114ZM143 80V79H142ZM146 80V78H144V80L143 81H139V82H137V84H140V82H144ZM148 80V79H147ZM152 80V79H151ZM192 80V79H191ZM202 80V79H201ZM35 81V82H36ZM75 81V80H74ZM97 81V80H96ZM135 81V80H134ZM153 81V80H152ZM151 81V82H152ZM169 81V80H168ZM202 81H204V80H202ZM220 81V82H221ZM40 82V81H39ZM65 82V83H64ZM101 82V81H100ZM108 82V80L107 81H105L104 80V83L103 84H109V83H107ZM110 82V81H109ZM117 82H119V81H117ZM136 82V81H135ZM147 82H150L149 80L148 81H146V83ZM226 82V81H225ZM231 82V83H232ZM102 83V82H101ZM113 83V82H112ZM111 83V84H112ZM145 82H144V84H146ZM201 83V82H200ZM199 83V84H200ZM204 83V82H203ZM230 83V82H229ZM117 84V83H116ZM116 84H115V82H114V84H112L113 85V87H114V85L116 86ZM121 84V83H120ZM126 84V83H125ZM130 84V83H129ZM132 84V83H131ZM143 84V85H144ZM44 85V84H43ZM105 85H103V86H105ZM119 85V84H118ZM202 84H200V85H198V87L199 88H201V87H203V86H201ZM236 85V84H235ZM102 86V87H103ZM107 86V85H106ZM109 86H111L110 84H109ZM122 86V85H121ZM124 86V85H123ZM122 86V87H123ZM126 86V85H125ZM125 86L123 87V88H125ZM133 86V85H132ZM131 86V87H132ZM137 86V87H136ZM139 86V87H140ZM145 86V85H144ZM201 86V87H200ZM245 86V85H244ZM30 88L29 89H32L33 87L32 86H29ZM46 87V86H45ZM94 87V89H97V88H95ZM100 87V86H99ZM119 87V86H118ZM121 87V88H122ZM229 87V86H228ZM261 87V86H260ZM101 88V87H100ZM106 88V87H105ZM111 88H112V86H111ZM111 88H110V91H111ZM129 88V87H128ZM147 88V87H146ZM177 88V89H176ZM223 89L222 91L220 90V89ZM226 88V87H225ZM231 89H233L232 87H230ZM239 88V87H238ZM252 88V87H251ZM93 89V90H94ZM107 89H108V87H107ZM115 89V88H114ZM141 89L143 90V91H141ZM160 89V90H161ZM176 89V90H175ZM190 89V90H189ZM216 89V95H215V90ZM161 91V92H156V93H154L155 94V96H153L151 99H154V97H156V95L158 96V97H163V94L164 93H162V92H164V91ZM195 92V94L193 93V91ZM234 90V89H233ZM233 90H230V91H228V93H227V90H225L226 91V94H229V96H228V100H230V102L231 101H237V100H239V102L240 101H242L238 96H235V95H233L235 92L233 91ZM247 90H249V89H247ZM32 91V90H31ZM101 91V90H100ZM106 91V90H105ZM107 91H109V90H107ZM141 91V92H140ZM220 92V93H218V92ZM232 91V92H231ZM240 91V90H239ZM112 92V91H111ZM128 92H129V89H128ZM140 92V93H139ZM238 92V91H237ZM29 93V92H28ZM28 93H27V95H28ZM95 93V92H94ZM132 93V94H133ZM200 93H202V96H204V97H201V94ZM233 93V94H232ZM246 93V92H245ZM248 93V92H247ZM31 94H34L35 95V93L33 92V93H31ZM63 94V93H62ZM141 94H140V96H141ZM174 94H176L175 92H174ZM205 94V95H204ZM237 94H239V93H237ZM33 95V96H34ZM52 95H53V92H52ZM51 95V96H52ZM55 95V94H54ZM53 95V96H54ZM111 95V94H110ZM195 95L196 96H198L199 98H195ZM29 97H30V94L28 95ZM32 96V97H33ZM83 96H85V95H83ZM101 96V95H100ZM134 96V95H133ZM139 96V97H140ZM165 96V95H164ZM171 96V95H170ZM172 96H174V95H172ZM171 96V97H172ZM179 96V95H178ZM221 96H219V97H221ZM244 96V95H243ZM248 96V95H247ZM36 97V96H35ZM86 97V96H85ZM84 97V98H85ZM92 97V96H91ZM90 97V98H91ZM97 97V96H96ZM96 97H94V98H96ZM157 97V98H158ZM166 97H167V95H166ZM55 98V97H54ZM114 98V97H113ZM112 98V99H113ZM141 99H143L142 98V96L140 97ZM170 98V97H169ZM169 98H167V100L169 99ZM139 99V98H138ZM156 99V98H155ZM165 99V98H164ZM227 99V98H226ZM30 100V99H29ZM32 101L34 100V99H31ZM74 100V101H75ZM130 100V99H129ZM143 100V101H144ZM202 100H199V102L198 103H200V101H201V103H202ZM227 100V101H228ZM27 101V100H26ZM35 101H36V98H35ZM35 101H33V102H35ZM99 101V100H98ZM101 101V100H100ZM108 101H109V99H108ZM112 101V100H111ZM165 101H166V99H165ZM32 102V103H33ZM77 102V101H76ZM103 102V101H102ZM39 103V102H38ZM41 103V102H40ZM198 103L196 104V105H198ZM21 104H22V102H21ZM28 104H31V103H29V101H27V102H25V103H23V105L20 107V110L16 113V116L19 118V120H20V122L21 121H24V123H25V121L26 120H28L27 118L32 114V112H33V110L31 109V108H33V107H30V105H28ZM58 104V103H57ZM193 104V103H192ZM204 103H202V105H203ZM226 104L229 106V107H226ZM242 104H243V101H242ZM245 104V103H244ZM172 106H173V104H171ZM224 105H225V107H224ZM247 104H245V106H246ZM204 106V105H203ZM202 106V107H203ZM210 106V105H209ZM58 107V106H57ZM208 107V106H207ZM222 107H224V108H222ZM233 107V108H232ZM230 109H226L227 111H228V113L230 114V113H232L231 115H233L234 113L233 112H235V114L232 116L233 118H235L236 117V119L238 120V122L239 121H241V120H239L237 117L238 116H236V115H238V113H237V111H235L236 109H234V106H232ZM53 108V107H52ZM173 108H175V107H173ZM185 108V107H184ZM200 108V107H199ZM204 108V107H203ZM216 108H215V111H216ZM232 109H234V110H232ZM36 110V109H35ZM192 110H193V108H192ZM199 110V109H198ZM254 110V109H253ZM257 110V109H256ZM59 111V109H57L56 108V110H55V112L57 113ZM176 111V110H175ZM226 111V112H227ZM217 112V111H216ZM15 113V112H14ZM14 113H13V115H14ZM51 113V112H50ZM208 113V112H207ZM225 113V112H224ZM218 114V113H217ZM247 114V113H246ZM243 115V114H242ZM263 115V116H262ZM15 116V117H16ZM33 116V115H32ZM51 116V115H50ZM178 116V115H177ZM219 116V115H218ZM226 118L222 121V122H224L225 123V125L226 126H231V124H233L234 125V123H233V119H231V120H228L229 118H231V117H227V115H224ZM235 116V117H234ZM241 116V115H240ZM261 116L264 118V111L263 112H261ZM17 117H16V119H17ZM168 117H172V116H168ZM176 117V116H175ZM217 117V116H216ZM243 117V116H242ZM247 117V116H246ZM30 118V117H29ZM33 118V117H32ZM31 118V121L33 120ZM49 118V117H48ZM69 118V117H68ZM173 118V117H172ZM183 118V117H182ZM217 118H219V117H217ZM250 118V117H249ZM256 118V117H255ZM235 119V120H236ZM252 119H254V118H252ZM257 119V118H256ZM258 119H260V118H258ZM67 120V119H66ZM152 120V119H151ZM150 120V121H151ZM174 120H175V118H174ZM194 120H195V118H194ZM193 120V121H194ZM236 120V121H237ZM30 120H29V124H30V122H31ZM68 121H70V120H68ZM103 121V120H102ZM165 121H167L168 122V118H167V120H165ZM169 121H171V120H169ZM177 121V120H176ZM179 121V120H178ZM262 120H260V121H257V123H259L260 122V124L262 125V126H260L261 128H257V125L255 126L253 123H251V124H253V125H251V124H249V123H245V124H248V125H242V124H239L238 122H235L236 123V125H239V129L237 128H235V129H233V130H226V129H224V131H221L220 133H218V138L220 139V141H226L227 142V140H229V139H231L232 137H234V136H239L241 139H244L245 137L246 138H257L258 139V137H260V136H264V124H262L263 122H261ZM72 122H73V120L71 121V123L69 122V124H72ZM84 122V121H83ZM82 122V123H83ZM243 122V121H242ZM253 122H254V120H253ZM22 123V122H21ZM26 123H27V121H26ZM32 123V122H31ZM68 123V122H67ZM84 123H86V122H84ZM169 123H171L172 125L173 124H175L174 122L172 123V121L171 122H168V123H166L165 125H169ZM177 123V122H176ZM195 123V122H194ZM197 123V122H196ZM87 124V123H86ZM86 124H84L83 126H85ZM152 124V123H151ZM156 124V123H155ZM207 124V123H206ZM260 124H258V125H260ZM73 125V124H72ZM171 125V126H172ZM191 125H193V122L191 123ZM190 125V126H191ZM197 125H198V123H197ZM196 124H195V126H197ZM202 125V124H201ZM208 125V124H207ZM251 125V126H250ZM71 126V125H70ZM86 126H88V124L86 125ZM89 126H90V124H89ZM89 126H88V128H85V130L83 129L82 130V132L84 133L85 131H86V129L88 130L89 129ZM92 126V125H91ZM91 126H90V128H91ZM136 126V125H135ZM148 126H149V124H148ZM160 126V125H159ZM170 126V127H171ZM217 126V125H216ZM229 126V127H230ZM235 126V125H234ZM255 126V127H254ZM74 127V126H73ZM72 127V128H73ZM95 127V126H94ZM103 127V126H102ZM127 127V126H126ZM134 127V126H133ZM161 127V126H160ZM160 127H159V129H160ZM163 127H166V126H163L162 125V127H161V131L163 132H159L160 133V136H163V135H166V134H164V132L166 131V129H168V128H163ZM169 127V128H170ZM175 127V126H174ZM192 127H194V125L192 126ZM198 127H200V126H198ZM205 127V126H204ZM222 127V126H221ZM243 128V130H241V128ZM75 128V127H74ZM97 127H95V129H96ZM99 128V127H98ZM118 128H120V127H118ZM124 128V127H123ZM138 128V127H137ZM137 128H135V130L137 129ZM191 127H188V129H190ZM202 128H203V126H201V130H202ZM77 129V128H76ZM92 130H93V128H91ZM106 129V128H105ZM139 129V128H138ZM146 129V128H145ZM199 129V128H198ZM197 129V127H194V128H191L190 129V133L188 134L189 136V138H190V136L193 138V139H196L197 137H198V135H199V131H200V129L198 130ZM73 130V129H72ZM90 130V129H89ZM133 130V129H132ZM170 129H168V131H169ZM221 130H222V128H221ZM91 131V130H90ZM89 131V132H90ZM98 131V130H97ZM103 131V130H102ZM121 131V130H120ZM124 131V130H123ZM144 131V130H143ZM104 132V131H103ZM114 131H112L111 133H113ZM129 132H133V131H131V130H129ZM202 131H200V133H201ZM214 132V131H213ZM108 133H110V132H107L106 134H105V137L107 138V134ZM110 133V134H111ZM126 133H128V132H126ZM131 133H130V135L129 136H131ZM146 133V132H145ZM159 133H157V134H159ZM166 133H167V131H166ZM171 133H172V131H171ZM204 133V132H203ZM101 134V133H100ZM104 134V133H103ZM102 134V135H103ZM136 134V133H135ZM144 134V133H143ZM142 134V135H143ZM163 134V135H162ZM184 134V133H183ZM109 135V134H108ZM140 135V134H139ZM147 136V134H144V136ZM168 135V134H167ZM82 136H84V135H82ZM87 135H85L84 137H86ZM111 136V135H110ZM113 136L115 137V135L113 134ZM112 136V137H113ZM119 136H121V135H119ZM118 136V137H119ZM124 136V135H123ZM126 136H127V134H126ZM129 136H127V138L129 137ZM133 136H137V135H134V133H133ZM141 136V135H140ZM104 137V138H105ZM117 137V136H116ZM132 137V136H131ZM130 137V138H131ZM137 137H139V136H137ZM148 137V136H147ZM146 137V138H147ZM158 137H159V135H158ZM207 137V136H206ZM238 137V138H239ZM133 138V137H132ZM131 138V139H132ZM135 138V137H134ZM133 138V139H134ZM149 138V137H148ZM162 138V137H161ZM191 138V139H192ZM198 138H200V136L198 137ZM212 138V137H211ZM109 139V138H108ZM117 139V138H116ZM136 139V138H135ZM141 139H142V136H141ZM143 139H145L144 137H143ZM142 139V140H143ZM150 139V138H149ZM149 139H147V141H145V140H143L142 142L143 143H145V142H149L148 140ZM156 140V139H155ZM155 140H154V142L152 143V141H151V144L152 145H154V143H155ZM175 140V139H174ZM177 140V139H176ZM160 142H161V140H159ZM195 141V140H194ZM208 141V140H207ZM238 141V140H237ZM141 142V143H142ZM162 142H163V140H162ZM162 142L160 143L161 145H163L162 144ZM183 142V141H182ZM231 142V141H230ZM105 143V142H104ZM125 143V142H124ZM128 143V142H127ZM156 143H158V140H157V142ZM171 143V142H170ZM213 143V142H212ZM219 144V143H218ZM6 145V144H5ZM107 145V144H106ZM106 145H105V147H106ZM119 145V144H118ZM138 145V144H137ZM147 145V144H146ZM158 145V144H157ZM155 146V147H158V146ZM217 145V144H216ZM143 146V145H142ZM149 146V145H148ZM108 147L109 148H111V146H109L108 145ZM104 148V147H103ZM101 149L100 150V153L102 152L103 153V156H110L111 155V153H114L113 151L111 152L110 150H109V148L107 149V148H104V149ZM128 148V147H127ZM185 148V147H184ZM112 149H114V148H112ZM144 149H145V146H144ZM153 149H154V147H153ZM198 149V148H197ZM15 150V149H14ZM103 150V151H102ZM156 150V149H155ZM154 150V151H155ZM180 150V149H179ZM93 151V150H92ZM99 151V150H98ZM147 151V149H145V152ZM153 151V150H152ZM153 151V152H154ZM149 152V151H148ZM147 152V153H148ZM143 153V152H142ZM157 153V152H156ZM236 153V152H235ZM231 154V153H230ZM55 156V155H54ZM113 156V155H112ZM158 156V155H157ZM156 156V157H157ZM4 157V156H3ZM0 157V169H6V168H9L10 167V165L12 166V163L13 162H15L16 164H14V165H16V166H18V165H22L23 167L24 166H29V167H31V168H33V169H35V170H46L45 172H46V174L48 175V176H46L47 178L49 177V174L47 173V172H49L50 173V177H51V175L53 174L54 175V172H56L57 170H58V168H60L59 170H64L65 171V168L67 167V169H68V171L67 172H69L68 174H67V176L69 175V176H71V174H70V172L72 173H74L75 171H73L74 169L72 168H70L68 165H66L65 164V166H64V164L63 163H61V162H59V160H58V158L57 159H55L54 161H53V159L51 160H47L48 162H37V161H35V159L33 158V155L31 154V153H29V152H25V153H21V154H19V153H13V154H10L9 153V155H8V157ZM155 157V158H156ZM159 157H163V156H159ZM239 156H237V158H238ZM154 158V159H155ZM158 158V157H157ZM156 158V159H157ZM164 158V157H163ZM166 158V157H165ZM165 158L164 159H161L162 161L163 160H165ZM213 158V157H212ZM247 158V157H246ZM49 159V158H48ZM109 159V158H108ZM108 159H104L103 160V162L104 161H106V160H108ZM56 160H58V162L60 163H58ZM241 160V159H240ZM42 161V160H41ZM44 161V160H43ZM158 161V160H157ZM166 161V160H165ZM169 161V160H168ZM168 161H166V162H168ZM156 162V161H155ZM97 165L98 164H101V160H98V161H96L95 162ZM152 163H154V161L152 162ZM158 163H160L161 164V162H157V164ZM165 163V162H164ZM168 163H170V162H168ZM156 164V163H155ZM159 164V165H160ZM262 164V163H261ZM63 165V166H62ZM150 165V164H149ZM144 166V165H143ZM152 166V165H151ZM153 166H156V165H153ZM22 167V168H23ZM28 167V168H29ZM65 167V168H64ZM70 169H69V168ZM159 167V166H158ZM171 167V166H170ZM263 167V166H262ZM12 168V167H11ZM24 168H26V167H24ZM166 168H169L168 166L166 167ZM171 168H173V166L171 167ZM57 169V170H56ZM66 169V170H67ZM228 169V168H227ZM263 169V168H262ZM7 170V169H6ZM9 170H11V169H9ZM26 170V169H25ZM56 170V171H55ZM3 171H5V170H3ZM13 171V170H12ZM54 171V172H53ZM182 171V170H181ZM14 172V171H13ZM53 172V173H52ZM228 172V171H227ZM18 173V172H17ZM42 173V172H41ZM52 173V174H51ZM56 173H58V171L56 172ZM55 173V174H56ZM61 173V172H60ZM153 173V172H152ZM172 173V172H171ZM174 173V172H173ZM173 173L170 175H167L168 177L167 178H165L164 180H162L161 182H157L158 183V185L160 186V187H162V188H165V189H174V190H176V189H180V184H179V179H178V173H177V176L174 174L173 175ZM225 173V172H224ZM229 173V172H228ZM234 173V172H233ZM77 175V174H76ZM57 176V175H56ZM18 177V176H17ZM21 177V176H20ZM45 177V178H46ZM53 178H54V176H52ZM59 177V176H58ZM181 177V176H180ZM222 177V176H221ZM231 177H232V175H231ZM74 178V177H73ZM224 178V177H223ZM240 178V177H239ZM50 179V178H49ZM55 179V178H54ZM65 179V178H64ZM80 179V178H79ZM193 179V178H192ZM245 179V178H244ZM6 180V179H5ZM42 180V182H43V186L49 191V192H56V191H59V190H57V187H59V186H57L55 183H53L54 181H53V179H52V181L51 180H43V178L41 179ZM60 180H62L61 178H60ZM216 180V179H215ZM66 181V180H65ZM238 181H241V180H237V182ZM248 181V180H247ZM250 181V180H249ZM252 181V180H251ZM83 182V181H82ZM185 182V181H184ZM234 182V185L232 184ZM233 182H231L229 185H228V183L226 184V189H228L227 190V192H230V193H227L226 192V190H225V185L223 186H221L222 188H223V190H222V192L224 191V195H221L222 194V192H221V190H220V188L221 187H219V191L217 192V193H219V194H217L218 196H217V198H219L221 201H222V198H223V201L226 203L232 196L231 195H233L234 194V192H232V194H231V191L234 189V188H236L237 189V182L236 181H233ZM236 182V183H235ZM58 183V182H57ZM69 182H67V184L66 183H61V184H59L60 185V188H61V193L67 198L68 196V194L69 193H71V192H74V190L76 191V189H82V188H86V189H84V193H88V194H91V192L93 191H91V189L93 188V187H91L90 189H88V186H85V185H83V184H80L79 182V184L77 183V180H76V184H78V185H74L73 184V186L71 185L72 183L70 182L69 184H68ZM182 183V182H181ZM241 183H242V181H241ZM249 183V182H248ZM253 183V182H252ZM111 184V183H110ZM132 184H134V183H132ZM235 184H236V187H235ZM254 184H255V182H254ZM94 185V184H93ZM182 185V184H181ZM183 185H185V184H183ZM182 185V186H183ZM232 185H233V187H232ZM247 185H249V184H247ZM251 185V184H250ZM6 186H8V185H6ZM57 186V187H56ZM92 186V185H91ZM97 186V185H96ZM117 186V185H116ZM188 186V185H187ZM200 186V185H199ZM243 186V185H242ZM80 187H82V188H80ZM131 187V186H130ZM184 187V186H183ZM186 187V186H185ZM207 187V186H206ZM227 187H229V188H227ZM230 187H232V188H230ZM241 187V186H240ZM248 187V186H247ZM9 188V187H8ZM75 188V189H74ZM96 188V187H95ZM99 187H97L96 189H98ZM102 188V187H101ZM101 188H99V189H101ZM105 188V187H104ZM125 188H127V190L125 189ZM191 188V187H190ZM221 188V189H222ZM103 189V188H102ZM119 189V188H118ZM121 189V188H120ZM123 189V190H122ZM121 190H122V192H121V190H118V191H120V193L117 191V196L119 197H117L118 199H119V201L121 202V200L122 201H127L128 202V204L130 203L129 201H132V200H134L133 202H135V198H134V189L131 191L130 189L131 188H129L128 187V185H127V187L124 185V188H122ZM187 189V188H186ZM185 189V190H186ZM229 189L231 190V191H229ZM85 190H86V192H85ZM129 190V191H128ZM184 190V189H183ZM190 190V191H189ZM242 190V189H241ZM240 190V191H241ZM247 190V189H246ZM250 190V189H249ZM253 190V189H252ZM60 191L58 192V193H60ZM78 191V190H77ZM76 191V192H77ZM82 191V190H81ZM90 193H89V192ZM106 191V190H105ZM124 191V192H123ZM131 191V192H130ZM192 191V192H191ZM233 191H235V189L233 190ZM75 192V193H76ZM83 192V191H82ZM95 192V191H94ZM94 192H92V193H94ZM108 192V191H107ZM110 192V191H109ZM112 192V191H111ZM113 192H115V191H113ZM133 192V193H132ZM181 192H184V191H181ZM187 192H191V193H193V190L192 189H189V187H188V190H187ZM226 192V193H225ZM239 192V191H238ZM57 193V192H56ZM57 193V194H58ZM60 193V194H61ZM171 193V192H170ZM185 194V193H183V197L181 196V195H179V196H181V197H177V195L179 194H177V195H173V194H171V196L169 195V194H166V195H169V196H165V194L163 195V197H164V199H166V202H168L169 204H170V206L169 205H167L168 203H166L165 201H162L161 203L162 204H164V202H165V204L167 205H165L164 204V208L163 209H165V210H163L164 212L166 211V212H168L169 210H171L172 211V209L171 208H173L175 205L174 204H179L178 205V207L181 209V208H185L184 210H186L187 208V210L188 211H190V213H192L191 212V208L193 207V205H194V207L196 208L198 205L200 206V204L198 203V201H196L197 202V204H196V202H195V200H197V199H194L195 197H193V194ZM236 193V192H235ZM49 194V193H48ZM77 194V193H76ZM95 194V193H94ZM99 194V193H98ZM111 194V193H110ZM109 194V195H110ZM208 194H210V193H208ZM230 195L228 198H226V196L227 195ZM251 194V193H250ZM72 195H74V193L72 194ZM102 195V194H101ZM104 195V194H103ZM138 195V194H137ZM136 195V193H135V196L136 197H138V196H140L141 194H139L138 196ZM143 195V194H142ZM149 195V194H148ZM147 195V196H148ZM156 194H154V196H148V198L149 197H154V198H152V199H155V201H152L151 199H148L147 198V196L146 195H144V197H146L147 198V203L148 204H150V201L149 200H151L152 201V203H155V204H157V203H159V205L161 204L160 203V199L162 200L163 198H162V196H161V194L159 195V196H155ZM191 195V196H190ZM215 195H216V193H215ZM215 195H213L214 197H215ZM50 196V195H49ZM75 196V195H74ZM106 196H107V194H106ZM208 197H209V195H207ZM220 196H222L221 198H220ZM235 196V195H234ZM249 196L250 195H244L243 196V198H244V202L246 203V204H244V205H249V206H251V205H255V204H253L254 202H253V199H252V201H251V198H249ZM101 197H103V196H101ZM107 197H109V196H107ZM106 197V198H107ZM111 197V196H110ZM143 197V198H144ZM159 197V199H157ZM161 197V198H160ZM176 197V198H175ZM204 197H206V196H204ZM72 198V196H70V197H68L67 199H71ZM94 198V197H93ZM116 198V199H117ZM121 198V199H120ZM139 198V200H141L140 198H141V196L140 197H138ZM146 198L144 199V200H146ZM201 198V197H200ZM211 198H213L212 196H211ZM216 198V199H217ZM235 198H236V196H235ZM37 199V198H36ZM66 199V200H67ZM104 199V198H103ZM118 199L116 200V201H118ZM205 199H207V198H205ZM228 199V200H227ZM232 199V198H231ZM230 199V200H231ZM24 200V199H23ZM50 200H51V198H50ZM71 200H73V199H71ZM70 200V201H71ZM112 200V199H111ZM110 200V201H111ZM143 200V199H142ZM156 200H159V201H156ZM168 200V201H167ZM169 200H171L170 202H169ZM229 200V201H230ZM233 200H234V198H233ZM236 200V199H235ZM22 201V200H21ZM47 201V200H46ZM51 201H53V199L51 200ZM51 201H48L49 203L51 202ZM95 201V200H94ZM102 201V200H101ZM106 202H107V200H105ZM104 201V202H105ZM118 201V202H119ZM206 201V200H205ZM205 201H202V202H204L205 203ZM12 202H13V199H12ZM11 202V203H12ZM43 202V201H42ZM54 202V201H53ZM65 202V201H64ZM126 202V203H127ZM138 202V201H137ZM140 202V201H139ZM143 202H145V201H143ZM173 202H175L174 204H173V206L171 207V205H172V203ZM208 202V201H207ZM240 202V201H239ZM253 202V203H252ZM262 202H264V201H262ZM15 202H13L12 204H14ZM55 203V202H54ZM67 203H68V200H67ZM81 203V202H80ZM203 203V204H204ZM10 205V203H9V205L10 206H13V205ZM16 204V203H15ZM52 203H50V204H46L45 206L47 207V205H48V207H49V205H51ZM75 204V203H74ZM73 204V205H74ZM110 203L108 202V206H112V205H109ZM115 204V203H114ZM133 204V203H132ZM161 204V205H162ZM193 204V205H192ZM206 204H208V203H206ZM212 204V203H211ZM215 204V203H214ZM8 205V204H7ZM9 205L8 206H6V205H2L4 208H5V206L6 207H8L9 208ZM62 205V204H61ZM72 206L71 204H70V202H69V204H66L65 206ZM84 205V204H83ZM97 205V204H96ZM95 205V206H96ZM105 205V204H104ZM107 205V204H106ZM131 205V204H130ZM153 205V204H152ZM158 205V204H157ZM160 205V206H161ZM176 205V206H177ZM218 205V204H217ZM226 205V204H225ZM229 205V204H228ZM29 206V205H28ZM33 206V205H32ZM40 206V205H39ZM76 206H80L79 204L77 205L76 204ZM85 206H87V205H85ZM84 206V207H85ZM108 206H106V207H104V206H100L99 204H98V206H96V208H97V211H98V214H97V217H95L93 214V217H95L96 219L98 218V217H102L103 216V214H101L102 212H106V209H108ZM169 206V209L167 208ZM187 206H189V207H187ZM190 206H192V207H190ZM198 206V207H199ZM216 206V205H215ZM260 206V205H259ZM15 207V206H14ZM73 207V206H72ZM74 207H75V205H74ZM89 207V205L86 207V209ZM120 207V206H119ZM134 207V206H133ZM138 207H139V205H138ZM194 207H193V209H194ZM214 207V206H213ZM226 207H228V206H226ZM258 207V206H257ZM11 208V207H10ZM23 208H24V206H23ZM59 208V207H58ZM105 208V209H104ZM135 208V207H134ZM149 208V207H148ZM161 208H162V206H161ZM176 208V207H175ZM174 208V209H175ZM178 208V209H179ZM190 208V209H189ZM224 208V207H223ZM27 209V208H26ZM36 209V208H35ZM84 209V208H83ZM82 209V210H83ZM136 209V208H135ZM259 209V208H258ZM257 209V210H258ZM17 210V209H16ZM19 210V209H18ZM21 210H23V209H21ZM85 210V209H84ZM90 210V209H89ZM109 210V209H108ZM107 210V211H108ZM130 210V209H129ZM144 210V209H143ZM184 210H182V213H184L183 211ZM195 210V209H194ZM193 210V211H194ZM88 211V210H87ZM177 211V210H176ZM179 211V210H178ZM177 211V212H178ZM238 211V210H237ZM259 211V210H258ZM257 211V212H258ZM90 213H91V210L89 211ZM88 212V213H89ZM147 212V211H146ZM185 212H187V211H185ZM228 212V211H227ZM235 212V211H234ZM260 212V211H259ZM54 213V212H53ZM89 213V214H90ZM93 213V212H92ZM134 213V212H133ZM169 213V212H168ZM202 213V211L200 210L199 211V214H201ZM204 213V212H203ZM202 213V214H203ZM256 213V212H255ZM167 214V213H166ZM170 214V213H169ZM187 215H188V212L186 213ZM201 214V215H202ZM2 215V214H1ZM32 215V214H31ZM105 215V214H104ZM181 215V214H180ZM192 215V214H191ZM253 215V214H252ZM40 216V215H39ZM50 216V215H49ZM52 216V215H51ZM90 216H91V214H90ZM251 216V215H250ZM92 217V216H91ZM202 217V216H201ZM189 218V217H188ZM51 219V218H50ZM100 219V218H99ZM205 219V218H204ZM19 222H22L23 223V219L22 218H18L17 219ZM52 221H53V219H52ZM244 221V220H243ZM12 221H8V219L7 220H2V219H0V226H4V227H6V228H13L14 229V226L12 227V223H11ZM34 222V221H33ZM61 222V221H60ZM255 222V221H254ZM52 223V222H51ZM236 223V222H235ZM244 223H246L245 221H244ZM249 223V222H248ZM14 224V223H13ZM29 224V223H28ZM53 224H55V223H53ZM85 224V223H84ZM195 224V223H194ZM190 225V224H189ZM241 225V224H240ZM254 225V224H253ZM55 226V225H54ZM200 226V225H199ZM194 227V226H193ZM205 227V226H204ZM230 227V226H229ZM86 228V227H85ZM101 228V227H100ZM0 229H1V227H0ZM57 229V228H56ZM63 229H65V228H63ZM252 230V229H251ZM39 231V230H38ZM109 231V230H108ZM236 231V230H235ZM234 231V233H233V231H232V237L231 236H229V237H231V240L233 241L234 239H236V240H238L239 238L241 239V237L243 238V236H244V233H246V232H243L242 231V229L241 230H238L237 229V231L235 232ZM8 232V231H7ZM33 232V231H32ZM35 232V231H34ZM54 232V231H53ZM11 233V232H10ZM71 233V232H70ZM74 233V232H73ZM248 233V232H247ZM51 234V233H50ZM206 234V233H205ZM230 234V235H231ZM16 235V234H15ZM24 235V234H23ZM33 235V234H32ZM113 235V234H112ZM35 236V235H34ZM57 236V235H56ZM93 236V235H92ZM116 236H118V235H116ZM213 236V235H212ZM259 236V235H258ZM39 237V236H38ZM54 237V236H53ZM89 237V236H88ZM147 237V236H146ZM217 237V236H216ZM11 238V237H10ZM12 238H13V236H12ZM31 238V237H30ZM44 238H47V237H44ZM188 238V237H187ZM193 238V237H192ZM196 238V237H195ZM35 239V238H34ZM221 239V238H220ZM228 239H230V238H228ZM21 240V239H20ZM61 240V239H60ZM85 240V239H84ZM114 240V239H113ZM215 240V239H214ZM235 240V241H236ZM255 240V239H254ZM36 241V240H35ZM112 241V240H111ZM176 241V240H175ZM212 241V240H211ZM240 241V240H239ZM256 241V240H255ZM24 242V241H23ZM40 242V241H39ZM56 242V241H55ZM167 242V241H166ZM228 242H230L231 243V241H228ZM234 242V241H233ZM257 242V241H256ZM45 243V242H44ZM109 243V242H108ZM215 243V242H214ZM239 243V242H238ZM251 243V242H250ZM259 243V242H258ZM28 244L29 243H27V245L26 246H23L22 244V247H24V248H22V247H20V248H18L17 249V251H7V252H1V250H0V263H5V261H7L9 258H10V256H12V255H14L15 254V256L18 254V257H19V255H21V257H23V255H24V257H25V255L26 254H24V252H26V247H28ZM31 244V243H30ZM46 244V243H45ZM54 244V243H53ZM193 244H195V243H193ZM201 244V243H200ZM237 244V243H236ZM246 244V243H245ZM256 244V243H255ZM49 245V244H48ZM212 245V244H211ZM263 245H264V243H263ZM262 244L261 245H259V244H257L256 246H253L252 245V247L250 248V249H248L246 252L244 251V253L243 254H241V256H242V258H240V259H242L241 261H247V262H249L250 261V258H251V260L253 259L252 257L254 256V255H256V256H260V255H263L264 254V246H263ZM31 246V245H30ZM50 246V245H49ZM48 246V247H49ZM54 246H55V244H54ZM54 246H52V247H54ZM15 248H17V247H15ZM34 248V247H33ZM209 248V247H208ZM216 248H217V246H216ZM219 248V247H218ZM247 248H249V246L247 247ZM0 249H1V247H0ZM64 249V248H63ZM212 249V248H211ZM220 249H221V247H220ZM8 250V249H7ZM211 251V250H210ZM233 251V250H232ZM60 252V251H59ZM92 252V251H91ZM90 252V253H91ZM17 253V254H16ZM70 253V252H69ZM89 253V254H90ZM235 253H237V252H235ZM57 255V254H56ZM87 255V254H86ZM204 255V254H203ZM211 255V254H210ZM209 255V257H211ZM14 256V257H15ZM62 256V255H61ZM186 256V255H185ZM31 257V256H30ZM207 257V256H206ZM26 258V257H25ZM52 258V257H51ZM56 258V257H55ZM223 258V257H222ZM233 258V257H232ZM235 258V257H234ZM22 259V258H21ZM226 259H228V258H226ZM230 260H231V258H230ZM229 260V261H230ZM234 260V259H233ZM249 260V261H248ZM264 260V259H263ZM20 261V260H19ZM87 261V260H86ZM235 261V260H234ZM253 261V260H252ZM228 262V261H227ZM226 261H225V263H227ZM231 263H233L232 261H230ZM230 262H228L229 264H231ZM246 262V263H247ZM251 262V261H250ZM15 263V262H14ZM238 263V262H237ZM264 263V262H263ZM50 264H52V263H50ZM233 264H235V263H233Z\"/></svg>", "mask_w": 264, "mask_h": 264}]
</instances>
